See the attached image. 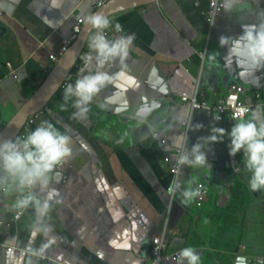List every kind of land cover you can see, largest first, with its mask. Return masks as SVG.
Returning a JSON list of instances; mask_svg holds the SVG:
<instances>
[{"label": "crops", "instance_id": "obj_1", "mask_svg": "<svg viewBox=\"0 0 264 264\" xmlns=\"http://www.w3.org/2000/svg\"><path fill=\"white\" fill-rule=\"evenodd\" d=\"M98 1L60 0L54 8L51 0H0V131L53 68L50 55L60 53L74 24L89 17ZM244 5L223 11L210 34L202 15L206 0H156L107 17L106 37L131 36L133 43L123 65L104 70L125 71L131 84L125 80L103 89L85 119L75 117L72 101L61 108V94L35 116L31 130L51 122L68 136L71 156L49 185L55 195L44 218L46 233L34 232L40 222L31 206L13 221L20 210L13 207L16 193L0 192V264H150L152 240L162 233L169 252L192 247L199 264L264 260V191L255 194L237 177L227 136L208 146L210 172L183 166L176 180L182 188L205 185L201 206L196 197L185 204L179 192H169L174 177L164 161L167 154L178 155L173 141L179 135L187 134L190 149L213 126L230 131L241 119L264 120V108H254L243 118L215 122L181 102L197 91L213 102L234 83L264 91V70L239 76L235 64L225 67L227 50L219 47L220 36L240 34L241 24L255 22L253 13L264 10V0H244ZM117 23L122 32H116ZM94 32L67 77L72 83L95 71L94 62L83 63ZM205 51L218 52V61H210ZM153 103L159 107L140 122L138 109ZM190 124L203 128L193 131ZM10 245L17 249L9 251Z\"/></svg>", "mask_w": 264, "mask_h": 264}, {"label": "clouds", "instance_id": "obj_2", "mask_svg": "<svg viewBox=\"0 0 264 264\" xmlns=\"http://www.w3.org/2000/svg\"><path fill=\"white\" fill-rule=\"evenodd\" d=\"M244 6V0H221L219 5L225 13L242 9ZM51 7H60V0H51ZM253 15L255 22L241 24L240 34L219 37V47L227 50L223 57L225 67L231 69L235 64L241 77L254 76L264 70V10H257ZM85 22L95 32L90 37L89 52L85 54L83 63L93 66L94 62L95 71L78 76L74 83L67 84L63 94L64 103L61 105L64 109L68 102L72 101V107L77 109L74 115L80 119L86 118L88 106L103 89L125 80L131 84V77H128L125 71L110 74L104 69L109 65H123L129 55L133 38L120 35L108 39L105 30L111 26V21L101 14L86 17ZM114 27L117 33L123 31L118 23ZM205 53L210 61H218V52ZM157 107L159 106L155 103L141 106L136 113L141 118L140 122ZM201 128L202 124H190L189 127L193 131ZM225 136L230 140L229 156H235L241 151L244 154L242 160L244 169L250 173L248 184L251 190L264 191V120L257 121L255 116L250 120H239L233 124L230 131L222 127H211L210 133L198 137L190 149L187 147V134L177 136L173 147L179 152L178 165L206 168L210 172L208 146L222 142ZM164 150L168 151V148L164 147ZM70 156L68 136L49 121H41L23 139L17 137L0 140V192L16 193L13 204L16 209L24 210L30 206L34 208L36 220L40 222L35 226L34 232L42 229L45 233L48 231L44 218L49 214L50 202L55 195V190H50L49 185L53 174L60 175L57 169L66 163ZM240 169L236 167L234 172L238 173ZM191 183L189 181V184ZM169 192H179L185 204L200 195L198 188H182L178 181L169 188ZM199 261V254L192 247H185L177 254L176 264H199Z\"/></svg>", "mask_w": 264, "mask_h": 264}, {"label": "built area", "instance_id": "obj_3", "mask_svg": "<svg viewBox=\"0 0 264 264\" xmlns=\"http://www.w3.org/2000/svg\"><path fill=\"white\" fill-rule=\"evenodd\" d=\"M109 0H99L96 7L99 8ZM207 8L202 12L203 18L206 22L209 34L213 27V22L223 12V9L219 7L221 0H206ZM85 20L80 18L74 24L71 36L64 41L59 54H51L50 59L53 63H56L59 57L64 53L67 47L77 38ZM8 69H11L9 62H5ZM65 80L61 88H65L67 85ZM181 102L189 104L190 109H202L207 114L211 115L215 122H222L225 119L237 120L245 117L254 108H264V91L253 88H248L240 83L231 84L226 93L218 97L215 101L210 102L203 96L199 95V92H195L192 96H182ZM36 116V115H35ZM35 116L28 118L26 121L19 138L23 139L30 131L31 126L34 123ZM207 127V125H206ZM165 142V140H162ZM179 155V153H178ZM171 157L167 154L164 156V161L169 167V172L174 177L173 184L176 182L182 167L177 163V157ZM196 188L199 189L200 195L196 197V205L201 206L206 197V187L202 182L196 184ZM24 210H17L13 216V221L17 220ZM0 244H2L0 242ZM4 245V244H3ZM6 248L11 251L17 249L16 246L10 245ZM22 255L26 254V250L18 249ZM179 251L169 252L168 251V240L164 233L155 236L152 240L150 247L151 262L150 264H164L167 260H176ZM45 259L44 255L40 256ZM259 262H262L260 260Z\"/></svg>", "mask_w": 264, "mask_h": 264}, {"label": "water", "instance_id": "obj_4", "mask_svg": "<svg viewBox=\"0 0 264 264\" xmlns=\"http://www.w3.org/2000/svg\"><path fill=\"white\" fill-rule=\"evenodd\" d=\"M154 1L156 0H109L101 7L97 8L91 15L101 14L105 17H109L119 11L146 5ZM92 30V27L84 22L77 38L67 47L64 53L59 57L58 61L54 63L53 68L50 70L40 87L29 97V99H27L25 104L18 110L9 123L1 129L0 140L19 137L28 118L43 111L49 101L61 89L62 84L78 62L87 38ZM245 85L247 86L246 83ZM243 155L242 151L236 154L235 162L237 163L234 164L233 170L236 167H240V171L238 173L235 172V174L237 177L245 179L248 183L250 173L244 169L242 160ZM261 192L262 191H255V194ZM235 264H264V260L259 262L253 258H247L246 260H236Z\"/></svg>", "mask_w": 264, "mask_h": 264}, {"label": "trees", "instance_id": "obj_5", "mask_svg": "<svg viewBox=\"0 0 264 264\" xmlns=\"http://www.w3.org/2000/svg\"><path fill=\"white\" fill-rule=\"evenodd\" d=\"M67 83L69 84V83H72V81L70 82L68 79H67ZM64 88H61L55 95H63L64 93Z\"/></svg>", "mask_w": 264, "mask_h": 264}, {"label": "rangeland", "instance_id": "obj_6", "mask_svg": "<svg viewBox=\"0 0 264 264\" xmlns=\"http://www.w3.org/2000/svg\"><path fill=\"white\" fill-rule=\"evenodd\" d=\"M55 97V96H54Z\"/></svg>", "mask_w": 264, "mask_h": 264}]
</instances>
